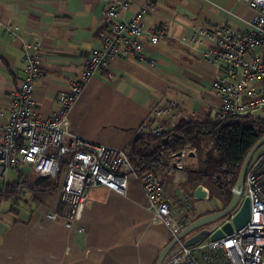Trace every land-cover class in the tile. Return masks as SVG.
I'll return each instance as SVG.
<instances>
[{
	"label": "crops",
	"instance_id": "obj_1",
	"mask_svg": "<svg viewBox=\"0 0 264 264\" xmlns=\"http://www.w3.org/2000/svg\"><path fill=\"white\" fill-rule=\"evenodd\" d=\"M108 1L119 5L123 0ZM146 1L131 0L120 18L129 20ZM105 2L0 0L1 111H6L9 97L23 78V46L38 43L44 76L34 85L33 96L41 115L51 113L59 94L81 74L88 54L98 44ZM155 6L144 16L143 46L145 61L154 62V66L114 58L108 70L96 71L84 83L68 113V130L78 138L129 151L139 137L161 136L180 119L203 121L219 115L220 99L211 83L225 73L226 66L204 60L202 51L208 42L193 45L188 39L202 27L219 26L246 33L251 29L253 11L234 0H156ZM157 23L165 26L167 34L151 43L149 30ZM252 54H264V44ZM169 101L177 104L179 120L148 119L152 105ZM157 124L163 127L160 135L142 134L145 128ZM188 154L179 161L194 163L196 152ZM172 156H161L162 172H155V176L163 185V194L171 200L178 222L187 225L218 211L221 200L209 204L208 187L198 185L208 192L202 198L182 189L187 179L185 166L165 172L163 167ZM10 172L17 177L10 182L0 179V189L6 191L7 184L20 177L29 182L37 178L27 168ZM58 198L56 186L37 193L23 191L22 199L16 202L0 201V264H155L172 239L165 227L151 223L144 192L132 177L125 195L101 186L89 190L80 222L82 233L67 229L61 219L46 218L47 213L58 209Z\"/></svg>",
	"mask_w": 264,
	"mask_h": 264
},
{
	"label": "built area",
	"instance_id": "obj_2",
	"mask_svg": "<svg viewBox=\"0 0 264 264\" xmlns=\"http://www.w3.org/2000/svg\"><path fill=\"white\" fill-rule=\"evenodd\" d=\"M234 1L246 4L253 11L248 32L234 33L219 26L202 27L191 34L188 42L193 45L208 42V47L202 51L204 60L226 66L225 73L211 83L220 99L219 115H255L264 109V54H252L261 43L264 44V0ZM131 3V0H123L116 5L106 0L97 33L98 44L88 54L81 74L59 94L48 116L40 114L33 96L34 85L44 76L39 44L23 46V78L9 97L6 111L0 109V179L5 181L10 171L19 173L20 168H27L37 178L56 181L58 209L47 213L46 218L51 221L61 219L67 229L82 233L80 222L89 190L101 186L125 195L132 177L144 192L151 223L165 227L171 237L176 238L186 225L175 218L170 209L172 202L163 194L161 181L152 171L139 170L142 157H136L134 164L130 160L131 148L128 151L88 142L68 130V113L84 83L96 71L108 70L114 58L145 61L144 16L155 10L156 0H147L125 21L120 18V12L128 9ZM166 34L165 26L157 23L150 28L147 38L156 43ZM154 64L147 62L150 67ZM176 105L173 101L152 105L148 119L168 117L179 120ZM145 124L144 121L143 127ZM142 132L143 135L148 132L160 135L163 127L157 124ZM188 153L195 151L181 150L179 156L173 153L169 163L181 170L179 160ZM169 166L163 167L165 172L169 171ZM4 191V188L0 189L1 194ZM246 199L250 208L249 220L230 235L211 239L212 234L232 221ZM206 231L193 245L186 246L177 239L161 264H264V151L249 160L238 202Z\"/></svg>",
	"mask_w": 264,
	"mask_h": 264
},
{
	"label": "trees",
	"instance_id": "obj_3",
	"mask_svg": "<svg viewBox=\"0 0 264 264\" xmlns=\"http://www.w3.org/2000/svg\"><path fill=\"white\" fill-rule=\"evenodd\" d=\"M263 135L264 119L255 115H218L203 121L180 120L169 126L161 136L139 137L132 145L130 160L135 164L136 157H142L139 170H149L157 175L162 172V155L194 149L195 162L185 165V168L183 166L187 173L184 189L190 195L195 187L202 185L208 187L212 195L216 188L222 203L217 210H221L230 201L231 190L245 157ZM56 186V181L49 178L40 177L29 182L20 177L7 184L0 201L11 199L16 202L22 199L23 191L37 193L54 190Z\"/></svg>",
	"mask_w": 264,
	"mask_h": 264
},
{
	"label": "water",
	"instance_id": "obj_4",
	"mask_svg": "<svg viewBox=\"0 0 264 264\" xmlns=\"http://www.w3.org/2000/svg\"><path fill=\"white\" fill-rule=\"evenodd\" d=\"M264 143V135L254 144V146L250 149L248 152L247 156L245 157L239 174L238 178L236 180V183L234 187L231 190V199L229 203L225 206V208L215 211L213 213L205 214L203 216L198 217L196 220L193 222H190L186 227L183 228V230L177 235L176 238H172L170 242L161 250L159 253L155 264H161L162 259L164 258L165 254L168 252V250L172 247V245L175 243L177 239L184 238V245L189 246L194 244L195 242L199 241L203 235L207 233V231H197L196 234L192 236H187L189 233H191L194 230H197L201 227L206 226L207 224H210L214 221H217L221 219L223 216H225L238 202V199L241 194V189H242V183H243V178H244V173L246 170V166L249 162V159L253 155V153ZM179 156V153L177 154ZM194 197L197 198H202L205 195L204 190L198 186L194 189L193 194ZM249 217V202L248 200H244L239 212L233 217L231 222L225 223L221 230H217L212 236L211 239H217L219 237H222L224 233L230 234L232 232V229H239L242 227L245 222L247 221Z\"/></svg>",
	"mask_w": 264,
	"mask_h": 264
},
{
	"label": "rangeland",
	"instance_id": "obj_5",
	"mask_svg": "<svg viewBox=\"0 0 264 264\" xmlns=\"http://www.w3.org/2000/svg\"><path fill=\"white\" fill-rule=\"evenodd\" d=\"M263 45V43H261L259 46H262ZM228 115H230V114H228ZM233 116H237V115H233ZM255 116H259V117H261V118H263L264 119V109H262V110H259V111H257L256 113H255ZM262 151H264V143L253 153V155L254 154H256V153H259V152H262ZM252 155V156H253ZM251 156V157H252ZM251 159V158H250ZM249 159V160H250ZM189 163H191V161H189ZM182 165L183 166H185V162L183 163L182 162ZM247 167V166H246ZM14 177H17V175L16 174H13V173H9L8 174V176H7V178H6V180H7V182H10ZM0 187H1V183H0ZM198 187V186H197ZM196 188V187H195ZM194 188V189H195ZM182 189H184L183 187H182ZM194 189H193V191H194ZM216 190V188L215 189H213V191H212V193H213V196L211 195V193L209 192V197H210V202H209V204H212V205H216L217 203H219L220 202V200H221V196H220V193H218L217 191H215ZM193 191H192V194H193ZM219 194V195H218ZM226 198V197H225ZM231 199V198H230ZM224 201H225V203H226V199H224ZM229 203V202H228ZM227 203V204H228ZM173 205V204H172ZM172 205H170V209L172 210ZM5 208V207H4ZM216 221H214V222H212V223H210V224H207L205 227H203V228H201V229H197V231L199 230H202V231H206V228L208 227V226H211V225H213L214 223H215ZM193 233V231L191 232V233H189L187 236H185V237H188V236H190L191 234ZM213 235V234H212ZM211 235V236H212ZM181 240H183L184 241V238H181ZM175 246V245H174Z\"/></svg>",
	"mask_w": 264,
	"mask_h": 264
},
{
	"label": "bare ground",
	"instance_id": "obj_6",
	"mask_svg": "<svg viewBox=\"0 0 264 264\" xmlns=\"http://www.w3.org/2000/svg\"><path fill=\"white\" fill-rule=\"evenodd\" d=\"M168 165H171V166H169V168H170L169 171L172 170V169H174V168H176L175 165H174V163H171V164L169 163ZM173 166H174V167H173ZM204 192H205V197H207V196H206V195H208L207 190H205ZM208 198H209V196H208ZM224 208H225V207H224ZM249 216H250V208H249ZM248 220H249V217H248L247 221H248ZM247 221H246V222H247ZM246 222H245V223H246ZM240 228H241V227H240ZM218 230H221V229H218ZM234 230H238V229L233 228L231 233H233ZM231 233H230V234H231ZM230 234L224 233V235H223L222 237H219V238H217V239H222V238H224L226 235H230ZM217 239H214V240H217Z\"/></svg>",
	"mask_w": 264,
	"mask_h": 264
},
{
	"label": "clouds",
	"instance_id": "obj_7",
	"mask_svg": "<svg viewBox=\"0 0 264 264\" xmlns=\"http://www.w3.org/2000/svg\"><path fill=\"white\" fill-rule=\"evenodd\" d=\"M193 150H194V149H193ZM180 151H181V150H180ZM180 151H178V152H175V153H177V154H178ZM194 151H195V150H194ZM191 154H192V153H191ZM187 225H188V224H187ZM187 225H186V226H187ZM186 226H185V227H186ZM202 228H203V227H202ZM199 229H201V228H199ZM182 230H183V229H182ZM182 230H181V231H182ZM181 231H180V232H181ZM198 231H199V230H198ZM180 232H179V233H180ZM196 232H197V231H196ZM182 241H183V240H182ZM192 245H193V244H192ZM162 260H163V259H162ZM161 262H162V261H161Z\"/></svg>",
	"mask_w": 264,
	"mask_h": 264
},
{
	"label": "flooded vegetation",
	"instance_id": "obj_8",
	"mask_svg": "<svg viewBox=\"0 0 264 264\" xmlns=\"http://www.w3.org/2000/svg\"><path fill=\"white\" fill-rule=\"evenodd\" d=\"M216 186H218V187H219V186H220V184H217Z\"/></svg>",
	"mask_w": 264,
	"mask_h": 264
}]
</instances>
